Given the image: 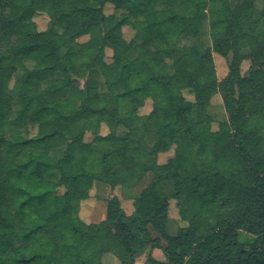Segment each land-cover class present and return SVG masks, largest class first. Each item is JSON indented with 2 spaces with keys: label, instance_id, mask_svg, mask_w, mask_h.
<instances>
[{
  "label": "trees",
  "instance_id": "trees-1",
  "mask_svg": "<svg viewBox=\"0 0 264 264\" xmlns=\"http://www.w3.org/2000/svg\"><path fill=\"white\" fill-rule=\"evenodd\" d=\"M163 1L168 9L155 0H0V264H104L105 255L136 264L148 249L165 260L149 255L146 264H264V10L253 21L255 0ZM39 13L50 19L44 31ZM172 52L181 55L167 76ZM214 53L232 55L222 80ZM97 69L105 93L79 85ZM66 91L78 104L60 98ZM217 93L229 121L214 131ZM148 99L153 110L143 115ZM147 178L133 212L112 196L105 220L80 218L95 184L133 190ZM171 199L187 223L175 236Z\"/></svg>",
  "mask_w": 264,
  "mask_h": 264
},
{
  "label": "rangeland",
  "instance_id": "rangeland-1",
  "mask_svg": "<svg viewBox=\"0 0 264 264\" xmlns=\"http://www.w3.org/2000/svg\"><path fill=\"white\" fill-rule=\"evenodd\" d=\"M138 2L142 1V2H146L147 0H137ZM155 6L158 10H163V9H168V6L165 4V2L163 0H155ZM263 10H264V0H255V4L252 10V14H251V18L253 21H259L262 17L263 14ZM177 13H181V10L176 9ZM114 12V6L113 5H108L106 7L105 13L107 15H110ZM122 13H118V15L120 16ZM35 21L38 25L39 30L44 31L49 27L50 24V19L46 14L43 13H39L35 16ZM54 31H58L59 33H62L61 28L55 26L53 27ZM124 31V36L125 38L130 41L135 32L130 28V27H125L123 29ZM89 39V37H83L80 39V42L85 43L87 42ZM140 41V38L139 40ZM138 54L137 49H134L130 52V57L134 58L136 57V55ZM181 55L180 52H172L170 53L164 60L163 63V72L165 75L167 76H171L174 74L175 71V61L177 60V58ZM112 56H113V51L111 49H107L106 50V57L105 60L110 63L112 62ZM213 58H214V62H215V66H216V70H217V76L219 80L224 79L228 74H229V65L230 62L232 60V55L229 56L228 58H225L217 53L213 54ZM28 66L30 68H33V63L32 62H28ZM251 67V62L250 60H245L242 63L241 66V70H242V74H246L248 73L249 69ZM61 75L57 74L55 75L54 78H60ZM52 79V78H51ZM51 79L44 81L43 87L46 88L51 84ZM79 85L82 88H86L87 86H91V87H95L97 88L101 93H105L106 92V87H105V80L101 75L100 70H95L93 72V74L87 79V80H80ZM13 86V83H11V87ZM185 96L187 98L188 101L194 102L195 101V97L192 94L189 93H185ZM60 98L62 99H67V100H71L74 103L78 102L72 97V94L70 91H66L64 93H62L60 95ZM153 110V102L151 99H148L145 103V106L140 110V113L143 115L149 114L151 111ZM208 114L211 116V118L214 120L213 125H212V129L218 130L219 124L223 123V122H228L229 121V114L226 111V108L224 106L222 97L220 96V94H215L211 100V104L209 105L208 108ZM19 115V107H14L13 111L11 113V118L12 119H16ZM109 133V129L106 125L102 126L101 129V134L102 135H106ZM85 140L88 142L90 140H92V136L90 134H88L85 138ZM155 138H154V134L153 132L150 133L149 137L147 138V140L145 141L144 145L146 147L147 150H149L152 145L154 144ZM66 146H67V142H64L63 144L59 145L57 148H55L52 152H51V158L54 161H58L64 154L65 150H66ZM103 149H107L106 147H102ZM163 156V158L160 157L161 162H166L170 157L174 156V149L170 150L168 153L165 154H161ZM59 174L56 172L50 173L48 174V179L50 181H58L59 179ZM150 181V178H147L143 184L141 186H139L136 189L133 190H123L121 187H117L115 189H111L109 186L106 185H99V188H97V191L94 190V187L91 191V194L96 193L94 197H91V199H88L86 201H84L82 203L81 206V210H80V218L86 223L88 224V222H90L89 219H85V217L81 216V213L85 214V209L91 206V203L93 201V199H95L97 196H100L101 198H103L107 204L108 200L110 199L111 196H115L118 197L120 199V201H122V204H126V202L128 200L129 203H131L133 201L134 198L138 197L141 193V191L148 186ZM166 195L168 197H172L174 195V182L173 180H170L167 182L166 185V189L164 190ZM92 200V201H91ZM171 203V208H170V216H171V222L169 224V232L170 235L175 236L178 233V229L180 227H186L187 223L181 221L179 214H178V209L176 207V201L171 199L170 201ZM131 207V205H125V209L127 207ZM92 207V206H91ZM98 213H103V209L99 208L98 209ZM106 216H107V212H106ZM97 218H102L100 217H95V222H100V219ZM106 218V217H105ZM91 224V223H90ZM50 235L51 236H57L60 234L59 231H55V230H50ZM115 259V258H114ZM116 261V260H115ZM103 263L104 264H119L117 261L116 262H112L110 260H106L103 257Z\"/></svg>",
  "mask_w": 264,
  "mask_h": 264
},
{
  "label": "crops",
  "instance_id": "crops-1",
  "mask_svg": "<svg viewBox=\"0 0 264 264\" xmlns=\"http://www.w3.org/2000/svg\"><path fill=\"white\" fill-rule=\"evenodd\" d=\"M160 157L163 158L162 155H160ZM99 185H101V184H95L94 190L97 191V188H99ZM166 185H167V182L164 185V189H166ZM95 194L96 193H94V195H93V193H92L91 196H90V199H91V197H94ZM103 200H104L103 198H101L100 196H97L95 199H93V201L91 200L92 201V203H91L92 207L91 206L90 207L87 206V208L85 209V214L81 213V216L85 217L86 221H87V219L90 220V222H88V224H90V223H99V222H95L96 221L95 217H100L101 216L102 218H97V219H100V222L106 219L105 217H106L108 202L106 204V202H105L106 200L105 201H103ZM129 201L130 200H128L125 205H131V207L128 206L125 209V205L124 204H122V207L124 208V210L126 212L131 213V212L134 211V206H133L134 201H132L131 203H129ZM99 208L103 209V213H98V209ZM169 224L167 226L168 232H169ZM169 234H170V232H169ZM149 255H152L155 259L160 260V261L165 260V256H164V254H163V252L161 250H159V249H155V250L148 249L145 254L139 256L136 259V264H146ZM104 258H105V261L106 260H110L112 262H116L115 261L116 259H114V257H112L111 255H105Z\"/></svg>",
  "mask_w": 264,
  "mask_h": 264
}]
</instances>
